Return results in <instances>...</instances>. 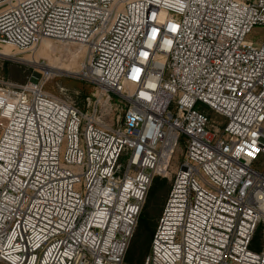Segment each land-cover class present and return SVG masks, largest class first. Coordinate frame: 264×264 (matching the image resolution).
I'll list each match as a JSON object with an SVG mask.
<instances>
[{
  "label": "built area",
  "instance_id": "obj_1",
  "mask_svg": "<svg viewBox=\"0 0 264 264\" xmlns=\"http://www.w3.org/2000/svg\"><path fill=\"white\" fill-rule=\"evenodd\" d=\"M256 26L264 0H0V43L80 45L97 87L84 111L44 90L47 71L0 82V262L123 264L154 178L183 145L144 264H264L251 248L264 224ZM111 93L127 104L116 126L99 115Z\"/></svg>",
  "mask_w": 264,
  "mask_h": 264
},
{
  "label": "rangeland",
  "instance_id": "obj_2",
  "mask_svg": "<svg viewBox=\"0 0 264 264\" xmlns=\"http://www.w3.org/2000/svg\"><path fill=\"white\" fill-rule=\"evenodd\" d=\"M247 40L255 43L263 41L264 26H256L247 36ZM8 45L0 43V51L8 49L11 53L8 55L0 53V82L15 86L34 82L41 77L43 71L46 72L45 67L52 66L54 70L47 72L51 75L44 86V90L57 97L72 100L81 110L88 111L93 108L97 100V87L81 75L82 65L85 61V51L82 46L46 40L37 50L29 51ZM126 106V101L119 94L111 93L104 96L99 112L100 120L109 125H118L124 118ZM171 108L173 109V105ZM210 115L217 123L225 120L213 111H210ZM184 153L185 147L181 145L173 158L170 175L165 177L168 186L171 185L174 172L183 159ZM120 163L125 166L123 158H121ZM255 166L258 170L264 171V157H261ZM157 196L159 199L152 197L149 202L148 200L145 202L146 213L143 217V227L139 234L135 235L136 239L132 240L133 243L131 242L129 247L128 258L123 264H142V260L143 264L145 263L147 256L145 259L142 258L144 253L142 239L146 238L148 234L147 239L151 238L150 233L145 235V227L155 229L163 208L164 191ZM255 247L259 250L264 249L263 223L260 225V231L257 239H255ZM0 264L2 263L0 262Z\"/></svg>",
  "mask_w": 264,
  "mask_h": 264
},
{
  "label": "trees",
  "instance_id": "obj_3",
  "mask_svg": "<svg viewBox=\"0 0 264 264\" xmlns=\"http://www.w3.org/2000/svg\"><path fill=\"white\" fill-rule=\"evenodd\" d=\"M170 189H171V185L168 186V184H167V179H166V178H162V177H160V176L155 177V178H154V181H153V183H152V186L150 187V190H149V192H148V196H147L146 202H147V200H148V202H149V200H150L152 197H156V198L159 199V197H158L157 195H158L160 192H163V191H164V203H163V208H164V205H165V202H166V199H167V196H168V194H169ZM145 204H146V203H145ZM144 206H145V205H144ZM163 208L161 209V213H162V211H163ZM145 211H146V206L143 207V210H142L141 215H140V217H139L138 226H137V228H136V231H137V229H138V231H137V232L135 231V234H134V236H133V238H132L133 241L136 239V236L139 234L141 228L143 227V217L145 216V213H146ZM161 213H160V215H159V218H160V216H161ZM159 218H158V221H159ZM158 221H157V223H156V227H155L154 230H153L152 228L145 227V228H146V229H145V230H146L145 235H147L148 233H150V234H151V236H150V237H151V238H150L151 241H150V239H149V240L147 239L148 236H149V234L147 235L146 238H143V239H142V245H143V247H144V253L142 254V256H143L142 258H143V259H145V257L148 256V254H149V252H150L151 244H152V239H153L154 233H155V231H156V228H157V225H158ZM259 231H260V226L258 227V229H257V231H256V233H255V235H254L253 243H252V249L257 250V251H259V249H258L257 247H255V239H257V236H258ZM135 235H136V236H135ZM132 240H131V242H132ZM132 243H133V242H132ZM130 245H131V243H130ZM129 247H130V246H129ZM129 250H130V249L128 248V251H127V254H126V258H128ZM126 258H125V260H126ZM125 260H124V262H125ZM142 264H143V260H142Z\"/></svg>",
  "mask_w": 264,
  "mask_h": 264
},
{
  "label": "snow or ice",
  "instance_id": "obj_4",
  "mask_svg": "<svg viewBox=\"0 0 264 264\" xmlns=\"http://www.w3.org/2000/svg\"><path fill=\"white\" fill-rule=\"evenodd\" d=\"M172 30L175 31V26L173 27ZM158 34H159V31L157 29L151 28V35H152L153 39H156ZM146 35H147V33H146ZM169 43H171V41H169ZM141 55L147 56V53L146 52H141ZM134 70H135L136 75L133 76L132 78L134 80H138L139 76H140V69L139 68H135ZM261 119H264V117H261ZM253 135L255 136L256 133H253ZM248 155H252V152H248Z\"/></svg>",
  "mask_w": 264,
  "mask_h": 264
},
{
  "label": "bare ground",
  "instance_id": "obj_5",
  "mask_svg": "<svg viewBox=\"0 0 264 264\" xmlns=\"http://www.w3.org/2000/svg\"><path fill=\"white\" fill-rule=\"evenodd\" d=\"M8 46H9V45H8ZM0 53H1V54H5V55L11 54L10 51H9L8 49H6V50H1ZM53 68H54V67H52V66H47V67H45V69H46L47 72H51V71H53V70H54Z\"/></svg>",
  "mask_w": 264,
  "mask_h": 264
}]
</instances>
